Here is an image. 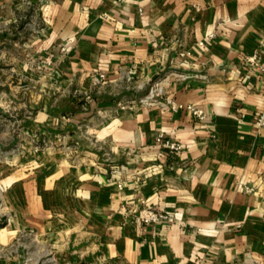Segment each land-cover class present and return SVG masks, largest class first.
<instances>
[{
  "label": "crops",
  "instance_id": "1",
  "mask_svg": "<svg viewBox=\"0 0 264 264\" xmlns=\"http://www.w3.org/2000/svg\"><path fill=\"white\" fill-rule=\"evenodd\" d=\"M50 9V43L66 46L70 75L134 79L156 95L140 111L105 103L116 115L102 121L101 161L94 153L11 175L1 249L45 239L69 264H264V0H52ZM161 131L180 151L156 143ZM147 208L171 219L137 221Z\"/></svg>",
  "mask_w": 264,
  "mask_h": 264
},
{
  "label": "rangeland",
  "instance_id": "2",
  "mask_svg": "<svg viewBox=\"0 0 264 264\" xmlns=\"http://www.w3.org/2000/svg\"><path fill=\"white\" fill-rule=\"evenodd\" d=\"M51 2L0 0V227L7 224L1 195L11 175L62 161L87 163L94 153L101 161L109 150L99 138L102 121L116 115L113 106L120 102L132 112L149 102L150 89L134 79L107 86L101 72L70 75L66 46L50 43ZM109 101L115 105L107 107ZM50 243L28 239L22 252L14 243L0 247V264H69Z\"/></svg>",
  "mask_w": 264,
  "mask_h": 264
},
{
  "label": "built area",
  "instance_id": "3",
  "mask_svg": "<svg viewBox=\"0 0 264 264\" xmlns=\"http://www.w3.org/2000/svg\"><path fill=\"white\" fill-rule=\"evenodd\" d=\"M212 35L213 34H208V37L211 38ZM199 44L202 45L203 42L200 41ZM187 54H188V51H182V52L179 53L180 56H184V55H187ZM256 59H257V56L251 55L250 57H248L247 60H249L252 63H256ZM98 78L99 79H103L104 78V74H99ZM149 93L152 94V96L150 97L149 100H152L156 94H154L153 91H149ZM149 100H147V101H149ZM170 103H171V107L173 109H176V108H179V107L183 106L181 104L176 105V104H174L171 101H170ZM185 108L187 110L191 111L192 114L195 115L196 117H198L199 119H202L205 116L204 110H202L201 108H198V107L195 108V107H192L191 105H185ZM256 123L258 125H264V114L261 115L257 119ZM155 141H156V143L159 146L168 148V150L170 152H178V151H180V149L182 147L179 143H177L175 141H172L169 138H166L163 131L157 133V135L155 137ZM135 217H136L135 219L137 221H140L143 224H147V223H150V222L156 223V222L160 221L161 219H165V218H167L169 220L171 219L170 216L163 215L161 212L154 211V210H152L150 208L143 209V210L139 211Z\"/></svg>",
  "mask_w": 264,
  "mask_h": 264
},
{
  "label": "bare ground",
  "instance_id": "4",
  "mask_svg": "<svg viewBox=\"0 0 264 264\" xmlns=\"http://www.w3.org/2000/svg\"><path fill=\"white\" fill-rule=\"evenodd\" d=\"M147 100V99H146Z\"/></svg>",
  "mask_w": 264,
  "mask_h": 264
}]
</instances>
